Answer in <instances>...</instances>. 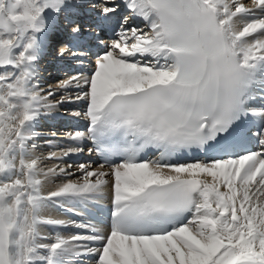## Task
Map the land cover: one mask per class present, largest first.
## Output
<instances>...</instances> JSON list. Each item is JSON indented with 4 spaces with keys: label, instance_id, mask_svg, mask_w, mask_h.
<instances>
[{
    "label": "snow or ice",
    "instance_id": "1",
    "mask_svg": "<svg viewBox=\"0 0 264 264\" xmlns=\"http://www.w3.org/2000/svg\"><path fill=\"white\" fill-rule=\"evenodd\" d=\"M248 3L0 0V264H264V0ZM54 32L59 59L94 61L58 91L39 83ZM74 101L83 129L45 169L37 123ZM105 189L106 230L45 215Z\"/></svg>",
    "mask_w": 264,
    "mask_h": 264
},
{
    "label": "bare ground",
    "instance_id": "2",
    "mask_svg": "<svg viewBox=\"0 0 264 264\" xmlns=\"http://www.w3.org/2000/svg\"><path fill=\"white\" fill-rule=\"evenodd\" d=\"M246 0H242V2H245ZM247 6H251L250 4H248ZM40 65V64H39ZM41 81V80H40ZM65 95H67V93L65 94ZM55 111H56V109H55ZM55 118V120H56V117H54ZM53 122V121H52ZM37 127V126H36ZM53 143V142H52ZM256 146H257V144H253L251 147H250V149H252V150H259V147L258 148H256ZM39 147H37V149H38ZM37 151V150H36ZM38 152V151H37ZM51 152H57L58 153V151H55V148H52L51 147V150H50V153ZM50 153H48L47 154V157H48V155L50 154ZM71 158H73V159H77L78 158V156H73V157H71ZM47 163V162H46ZM46 165H48V163L46 164ZM50 166H45L44 168L46 169V168H48V167H53L54 166V162L52 161V162H50V164H49ZM41 166L43 167L44 165H42L41 164ZM77 175H78V173H77ZM75 177H73V179H74ZM48 187H52V185H49ZM45 215L46 216H51V217H53V218H59V219H73V220H78L77 218L78 217H80V215H72V214H70V213H68L67 211H65V210H63V209H50V210H47L46 212H45ZM86 222L88 221V219H86L85 220ZM78 222H80V221H78ZM42 231H44V232H48L49 234H50V232H51V230H48V229H42ZM58 231H60L61 232V234H63V235H70V234H74V233H77V232H81L82 231V229H77V228H75V227H73V228H70V229H66V230H63V229H61V230H58ZM85 264H87V261H85Z\"/></svg>",
    "mask_w": 264,
    "mask_h": 264
},
{
    "label": "rangeland",
    "instance_id": "3",
    "mask_svg": "<svg viewBox=\"0 0 264 264\" xmlns=\"http://www.w3.org/2000/svg\"><path fill=\"white\" fill-rule=\"evenodd\" d=\"M246 2H247V0H246L244 3H246ZM248 4H249V3H246V5H248ZM36 150H37L38 152L40 151V149H36ZM37 151H36V153H38ZM49 153H50V152H49ZM43 160H45V158H44ZM50 162H52V161H51V160H49V162H47V163H48V165H46V164H47L46 162H45V163H43V162H42V165H44L43 167H45V166H46V167H47V166H50V165H49V164H50ZM62 166H65V165H62ZM71 171H73V172H76V169H75V168H73V169H71Z\"/></svg>",
    "mask_w": 264,
    "mask_h": 264
}]
</instances>
